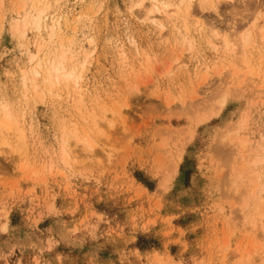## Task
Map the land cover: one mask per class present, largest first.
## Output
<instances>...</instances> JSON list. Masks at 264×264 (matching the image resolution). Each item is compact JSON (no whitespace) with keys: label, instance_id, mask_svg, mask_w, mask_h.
I'll list each match as a JSON object with an SVG mask.
<instances>
[{"label":"rangeland","instance_id":"obj_1","mask_svg":"<svg viewBox=\"0 0 264 264\" xmlns=\"http://www.w3.org/2000/svg\"><path fill=\"white\" fill-rule=\"evenodd\" d=\"M48 1L52 39L0 0V264H264V0H195L187 39L179 0Z\"/></svg>","mask_w":264,"mask_h":264},{"label":"bare ground","instance_id":"obj_2","mask_svg":"<svg viewBox=\"0 0 264 264\" xmlns=\"http://www.w3.org/2000/svg\"><path fill=\"white\" fill-rule=\"evenodd\" d=\"M27 1L29 3H31V5H30L31 6V11L30 12L24 11V12H22V14L19 13L20 16L17 19V21L14 23V27H13L14 32L16 33V35H18L19 37H24L27 34L28 31L42 32L43 28L45 27L47 30H49V34H50L51 39L54 38V36L56 35L57 30L61 26V22H60L59 18H53V19H51L52 20L51 23H48V14H49L48 10L50 8L49 1L48 0H27ZM155 1L159 2V5L154 3V6L152 7L150 12L157 11V10L162 11V9H164L166 11L167 8L174 7L173 3L169 2V1H164V0H155ZM221 1H224V0H198V3L201 6V8L210 10V9L216 8V6ZM24 2H25V0H24ZM178 2L179 3L177 5H175L176 6L175 7L176 8L175 11H176L177 15H179L180 17L182 16V18L185 20L184 21L185 22L184 27H185L186 32L184 33L183 36H184L185 39H187V36L189 34L188 30L190 29V26H193V27L199 26V16L193 10V6L195 4V0H179ZM141 4H142V2L138 3V5H141ZM24 6H26V5H24ZM261 12H262V10L257 12V13H259V15L261 16L262 15ZM258 16L255 17V21H260V19H259L260 16L259 17ZM262 17H263L262 20L264 21V15H262ZM146 19H149V20L153 21L155 24L160 25V26L163 27V24H158V22H156L157 20L155 18H151V16H147ZM174 22H175V20H174ZM254 24H255V22H254ZM60 30H61V28H60ZM214 35L217 38V34H214ZM246 35L249 37L248 34H246ZM246 35L244 37V34H243L240 37H241V39L244 38V40H247L245 42L247 44L249 41H248ZM222 39H223V41H225L224 38H222ZM226 41L227 42L225 43V45H228V44L236 45L235 43H232V42L229 43L228 40H226ZM239 42H241V41H239ZM190 43H191V41H190ZM210 43L214 47H218L219 46V44L215 42V39L210 40ZM242 43H244V42H242ZM61 44H62V42H61ZM41 47H42V44H40L38 46V49H37L36 52H32L30 54V59H29L30 62H33V61L36 60V62H34L35 65L31 68V71H30L32 73L31 76H33L32 77L33 81L35 80L36 76H40L41 74L45 73V79L44 80L47 81L48 83H50L49 85H52L53 88H55L54 85H56V87H57V85H64L65 87H67L69 89H75L77 95L81 96L83 94V91H84L83 90L84 88L82 87V72H84L83 69L86 66L85 63H87L86 60L82 61L81 62L82 64H80L82 66V69H80L78 66L70 68V66L68 67V65L66 63V59H67L69 50L68 49L65 50V49L60 48L61 49L60 53L59 52L58 53L55 52V56H50L49 62H47V64H48L47 67L48 68L46 70H44L45 65L42 62L43 59L42 58H40V59L38 58L39 57V53H40V52L38 53V51L41 50L40 49ZM226 48H228V46ZM232 48L234 49L232 51L236 52V49L234 48V46ZM45 58H48V57H45ZM27 78H30V77L26 73L25 76H24V79H27ZM256 80L259 81V78L256 79ZM34 89L37 91V93H39V92L42 93V91L39 90V86L36 85V84L34 86ZM80 101H81V99H80ZM4 108H5L3 110L4 111V115L2 116V118H0V126L2 128L8 129L13 124V121L11 120V118H12L11 116L12 115L9 112V109L7 107H4ZM121 112L122 111L119 110L118 113L120 114ZM86 144L90 148H94V146H95L89 139H87Z\"/></svg>","mask_w":264,"mask_h":264}]
</instances>
